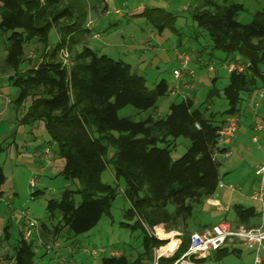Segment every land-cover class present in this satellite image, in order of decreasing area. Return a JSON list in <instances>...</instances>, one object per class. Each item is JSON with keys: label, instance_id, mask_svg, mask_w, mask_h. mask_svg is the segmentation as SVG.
Returning a JSON list of instances; mask_svg holds the SVG:
<instances>
[{"label": "trees", "instance_id": "1", "mask_svg": "<svg viewBox=\"0 0 264 264\" xmlns=\"http://www.w3.org/2000/svg\"><path fill=\"white\" fill-rule=\"evenodd\" d=\"M63 1L0 0V38L6 39L4 63L12 72L10 81L16 89L12 103L19 109L30 99L19 124L42 123L63 162L59 175L77 184L75 191L63 189L58 200L46 202L45 216L38 223L41 239L44 243L54 237L62 241L74 239L109 216L118 185L102 183L101 175L110 169L114 181H122V194L129 204L124 216L133 224L126 226L131 230L139 228L143 236L141 252L135 259L130 260L122 252L117 258L100 256L99 264H151L152 250L166 243L146 234V230L157 225H162L165 232H180L174 255L179 257L188 248L187 229L196 210L218 186L219 164L215 156L221 150L216 148V132L225 120L216 123L213 115L206 114L207 108L202 110L200 105L223 98L227 103L225 115L237 114L241 96L254 94L259 81L264 86L260 76L264 69V6L251 22L241 24L236 19L244 11L241 4L195 0L193 18L207 32L210 51L223 54L220 64L249 62L250 72L230 74L227 85L222 90L213 87L199 105L192 98L174 101L164 116L148 115L134 121L120 117L118 112L125 107L140 113L151 111L159 99L169 96V86L160 81L148 89L144 79L131 74L127 65L96 55L86 47L71 59L70 69L61 67L56 55L67 38L76 44L74 34L89 33L82 25L83 9L81 17H77L74 12L78 9L69 3L64 6ZM60 5L64 7L55 11ZM63 18L67 19L65 25L60 23ZM52 27L62 35L49 49ZM25 45L41 46V54L47 57L39 65L31 66L23 57ZM180 138L188 142V147L179 158L172 159L175 142ZM4 149L0 145V154ZM40 193L32 195L36 198ZM75 196L80 202H75ZM236 214L244 218L252 212L238 208ZM9 230L6 224L1 241L8 240ZM39 248L17 238L13 255L4 256L0 264H35L34 250ZM173 261L159 259L158 264Z\"/></svg>", "mask_w": 264, "mask_h": 264}, {"label": "rangeland", "instance_id": "2", "mask_svg": "<svg viewBox=\"0 0 264 264\" xmlns=\"http://www.w3.org/2000/svg\"><path fill=\"white\" fill-rule=\"evenodd\" d=\"M214 1L241 4L244 11L236 17L241 24L251 22L253 16L261 11L264 6V0ZM67 3L74 9H78L74 12L77 17H81V9H83L85 15L82 25L83 28L88 26L86 29L89 33L85 35H81L80 32L74 34L73 38L76 44L67 38L65 45L56 55L57 63H61V67L70 69L72 67L71 59H74L83 51V47H86L96 55H104L115 62L127 65L131 74L144 79L148 89L153 88L160 81H165L171 88L175 83L172 71L178 66L174 54L178 51L187 53L192 60L191 67L195 70V76L186 82L193 87V98L197 105L203 102L207 91L213 87L222 90L227 85L229 75L221 68L220 64V60L224 58L223 54L218 51H210L211 41L207 32L200 29L193 18L195 0L63 1L64 6L68 5ZM63 7L62 5L57 6L55 11ZM66 20L63 18L60 23L64 24ZM59 31V29L57 31L53 28L49 32V49L60 39L62 32L59 33ZM3 45L6 46L5 37L0 38V47L2 48ZM41 50V46L32 48L25 45L23 48L25 61H28L31 66L42 63L47 56H43ZM197 50H202L199 54L201 55V62L196 63L200 64V68L195 66L193 61L195 58L193 54ZM207 64H211L215 71L207 72L205 68ZM5 70L8 74L12 73L6 65ZM213 79L214 81H212ZM7 81L3 80L0 86V122L3 123L1 130L8 132L11 127L14 136L0 140V145L5 148L0 154V173L3 177V182L0 184L2 193L0 197L1 239L3 227L8 220L10 223L8 240L1 241L0 239V262L4 256L11 257L13 255V247L18 238L15 220L17 221L20 211H27L29 216L39 223L43 218L44 208L48 200H58L63 189L71 191L77 189L75 181H67L58 174L63 162L58 157L57 147L50 142L42 123L21 125L16 122L26 112L30 105V99H27L19 109L13 105H7L8 102L6 101L9 99L12 102L16 96V89ZM261 88L264 86L259 81L258 89ZM174 101L178 102L180 99L170 96L161 98L154 109L142 113L131 107H125L118 112V115L134 121L143 120L148 115L155 118L162 117L167 113L169 104ZM200 107L202 110L207 108L206 114L213 115V120L216 123L224 121L227 117L224 113L227 110V103L223 98H214L210 103L201 104ZM15 122L17 125L14 127L12 125ZM175 144L176 147L171 153L172 159L179 158L188 147V142L181 138L177 139ZM45 149H47V153H45ZM36 151L38 153H35ZM110 154H112L111 149L109 150ZM114 180L113 172L110 169H106L101 175L102 183L118 185L117 196L111 205L109 216L102 217L92 230L74 239L62 241L57 237L49 238L51 239L49 243L53 242V239H57L62 244L72 243L70 245L76 250V255H81L80 264H99L100 260V257L93 258L88 254H82L80 249L91 252L102 246H112L125 249L130 260L135 259L137 254L141 252L143 233L139 228L131 230L126 226L133 224L131 219L124 216V212L129 209V204L122 194V181L116 182ZM29 181L35 183L34 188L29 187ZM36 191H41L43 194L35 198L31 193ZM74 200L76 203L80 202L78 196H75ZM7 213L9 215L6 216ZM217 215L216 212L211 213L209 222L215 221ZM5 216L7 220L4 221L3 217L5 218ZM146 234L152 237L157 234L155 238L166 242L159 248L165 247L171 240H174L177 249L180 243V232H165L162 225L155 226L151 231L147 230ZM163 234L165 236L169 234L171 238H165V236L163 238ZM187 234L188 236L192 234L191 227L187 229ZM232 247L244 253L246 251L242 244L236 243L234 246H226L228 250ZM158 250V248L152 250L151 264L154 263V255ZM175 252L171 257L162 256L159 259H174L175 261L178 258V255L174 257ZM34 253L35 264H52V253H45L40 248L34 250ZM235 259L236 257L233 256L226 258L224 263L239 264ZM158 260L156 264H158ZM69 264H75V262L69 261Z\"/></svg>", "mask_w": 264, "mask_h": 264}, {"label": "crops", "instance_id": "3", "mask_svg": "<svg viewBox=\"0 0 264 264\" xmlns=\"http://www.w3.org/2000/svg\"><path fill=\"white\" fill-rule=\"evenodd\" d=\"M5 47L4 45L2 48L0 47V86L3 80H8L7 83L9 85L11 84L10 77L12 73L8 74L4 65ZM193 56L195 57L193 60L196 61L194 62L195 66L200 68V64L196 63L201 62V55L194 52ZM192 91L193 89L190 92V96L193 103L197 105ZM6 102H8L7 105H13V101L11 102L9 99ZM238 108L239 112L236 114L238 117L237 129L229 145L231 154L226 158L221 153H217L215 156L219 164L217 171L218 186L215 193L206 199L201 207L196 210L195 219L190 226L192 233L202 232L211 225L220 222L228 223L232 229H251L260 226L262 222L264 224V189L262 203L254 199V196L259 190V178L256 176L255 171L264 161V97L259 99L257 97V91L252 95H242ZM20 118L16 121L17 123H19ZM16 122L12 126L15 127L17 125ZM2 124L0 122V140L14 136L11 127L8 129L10 133L6 130H1ZM256 127H261V129L256 130ZM37 151L35 153H38ZM42 194L43 192L38 196ZM238 208L243 210L248 209L252 212V215L250 214V216L244 218L237 217L236 211ZM213 212H216V215L218 214L217 219L209 222V216ZM8 213L6 216L9 215ZM6 216L5 218L3 217L4 221L7 220ZM44 216L45 208L43 218ZM10 218H12L11 215ZM15 222L18 233V220H15ZM7 224L10 227L9 220ZM70 244L72 243L64 245L71 246ZM227 245L234 246L235 244ZM227 245L222 247L219 252L213 253L204 260L199 261L198 264H225L224 260L232 256L236 257L235 260L239 264H252V253L250 250L243 245L246 248L245 253L233 247L228 250L226 248ZM101 248L126 252L125 249L122 250L112 246H102ZM174 248H176V244ZM75 252L76 250L73 249L72 255L67 258L68 264L69 261H74L75 264H78L79 261L80 264L81 255H76ZM260 258L261 264H264V250L260 252Z\"/></svg>", "mask_w": 264, "mask_h": 264}, {"label": "built area", "instance_id": "4", "mask_svg": "<svg viewBox=\"0 0 264 264\" xmlns=\"http://www.w3.org/2000/svg\"><path fill=\"white\" fill-rule=\"evenodd\" d=\"M88 28V26H86ZM96 37V36H94ZM175 60L177 62V68L172 71V77L174 80V86L170 88L169 96L172 98H179L180 100L191 99L190 91L192 86L186 82L189 79H193L195 76V70L191 67V58L185 52L176 51ZM207 72H214L215 69L211 64L205 65ZM221 68L230 74H248L251 69L249 62L243 61H225L221 64ZM261 78L264 80V70L260 73ZM257 97L260 99L264 97V88L257 90ZM238 124V117L236 114L228 115L225 119L224 125L221 126L217 134L216 148L220 151L223 157H229L231 152L229 145L235 135ZM198 128L197 125H195ZM261 127H256V130H260ZM47 153V149H45ZM256 176L259 178V190L254 196L255 200L262 203L263 189H264V161L256 169ZM35 183L29 181V187L34 188ZM32 192L31 194H33ZM18 220V238L25 244L34 243L40 247L45 253L53 254L52 264H68L67 258L72 255L73 248L69 245H64L58 240H54L51 243H44L39 234L38 222L32 219L28 212L22 210L17 217ZM147 232V230H146ZM160 235V234H159ZM157 237V234L153 235ZM242 244L252 253V264H261L260 252L264 250V224L251 229L237 228L232 229L228 223L220 222L211 225L199 233H192L189 236V245L187 250L180 255L172 264H198L197 261L205 259L209 254L220 250L227 244ZM154 255V263L162 256L171 257L176 248L171 251H161L162 248H158ZM82 254H88L90 257H120L122 252L107 250L105 248H99L97 250L88 252L86 249H80ZM164 252V253H163ZM158 253V254H157ZM12 264V261L9 262Z\"/></svg>", "mask_w": 264, "mask_h": 264}, {"label": "bare ground", "instance_id": "5", "mask_svg": "<svg viewBox=\"0 0 264 264\" xmlns=\"http://www.w3.org/2000/svg\"><path fill=\"white\" fill-rule=\"evenodd\" d=\"M161 235V234H160ZM164 235H162V237H163ZM171 238V236L169 235V234H167L166 236H165V238ZM164 238V237H163ZM175 244H176V242L174 241V240H171L170 242H169V244H167L165 247H163L162 248V250L161 251H166V252H168V251H171L174 247H175Z\"/></svg>", "mask_w": 264, "mask_h": 264}]
</instances>
